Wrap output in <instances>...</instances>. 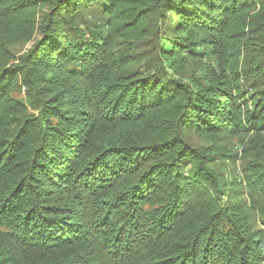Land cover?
I'll list each match as a JSON object with an SVG mask.
<instances>
[{
  "label": "trees",
  "instance_id": "16d2710c",
  "mask_svg": "<svg viewBox=\"0 0 264 264\" xmlns=\"http://www.w3.org/2000/svg\"><path fill=\"white\" fill-rule=\"evenodd\" d=\"M261 42L264 0H0V264H264V159L215 168Z\"/></svg>",
  "mask_w": 264,
  "mask_h": 264
},
{
  "label": "rangeland",
  "instance_id": "374dc122",
  "mask_svg": "<svg viewBox=\"0 0 264 264\" xmlns=\"http://www.w3.org/2000/svg\"><path fill=\"white\" fill-rule=\"evenodd\" d=\"M261 44L264 46V42H261ZM30 46L31 43L19 44L14 49L18 54H24ZM262 51L264 53V47H262ZM252 61L253 56L248 51L243 50L240 64L248 66L252 64ZM13 93L16 97L22 96L18 90H15ZM182 135L189 144L197 148L203 147L207 149L212 146L208 140L195 131H184ZM219 145L223 147L222 150L226 157H224V161L220 160L215 168L219 173L228 176L229 179L240 178L245 174L246 169L251 163L258 161V159H261V161L264 159V132H250L245 136H237L232 139L226 137ZM242 190L246 192L249 198L258 196V190L250 188L249 185H246Z\"/></svg>",
  "mask_w": 264,
  "mask_h": 264
}]
</instances>
